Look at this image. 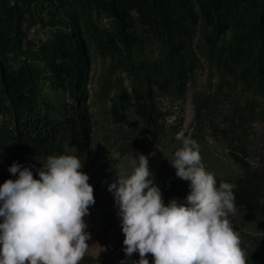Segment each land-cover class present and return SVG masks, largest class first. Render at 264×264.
<instances>
[{"label":"trees","instance_id":"1","mask_svg":"<svg viewBox=\"0 0 264 264\" xmlns=\"http://www.w3.org/2000/svg\"><path fill=\"white\" fill-rule=\"evenodd\" d=\"M153 46L160 56L150 59ZM201 56L264 94V0H0V149L31 168L63 143L83 153L96 59L109 61L108 75L119 70L130 80V93L119 79L111 98L112 113L122 115L130 106L143 113L153 89L184 93ZM42 83L62 94L60 104L44 99ZM235 160L244 175L216 177L217 186L231 183L236 207L264 218V169ZM154 178L165 204L190 191L176 173Z\"/></svg>","mask_w":264,"mask_h":264},{"label":"clouds","instance_id":"2","mask_svg":"<svg viewBox=\"0 0 264 264\" xmlns=\"http://www.w3.org/2000/svg\"><path fill=\"white\" fill-rule=\"evenodd\" d=\"M169 160L189 182L183 200L165 204L149 167L135 154L128 174L109 184L124 233L120 264H247V250L229 220L237 211L233 185L206 169L198 142L183 129ZM114 153V158H119ZM85 164L73 154L50 155L35 171L14 162L15 179L0 184V264H79L91 233L85 217L95 204ZM138 253L139 259H132Z\"/></svg>","mask_w":264,"mask_h":264},{"label":"rangeland","instance_id":"3","mask_svg":"<svg viewBox=\"0 0 264 264\" xmlns=\"http://www.w3.org/2000/svg\"><path fill=\"white\" fill-rule=\"evenodd\" d=\"M106 22L102 20V24ZM200 43L198 35L195 46ZM159 56L158 46L147 52L150 59ZM200 61L184 93L175 89H153L143 113L130 106L122 115L112 113L111 98L116 96L119 79L130 93V80L119 70L108 75V60L96 59L93 63L87 103L93 116L91 141L83 153L63 143L58 152L51 154L78 156L85 164L83 171L90 175L89 183L94 186L95 204L85 217L91 240L79 264H120L125 259L119 208L108 186L117 178L116 173L132 171L135 154L140 153L149 156L154 177H172L176 169L169 160L182 146L176 139L181 129L198 142L204 165L215 177L223 180L242 177L243 169L235 157L246 160L253 169H264V94L245 89L233 77L224 75L206 56H201ZM41 90L45 100L55 104L62 102V94L47 83L41 84ZM64 100H68L67 96ZM114 153H119V158H114ZM14 162L20 163V160L8 146L0 149V184L16 178L9 172ZM39 167L42 162L32 168L36 178L35 170ZM229 220L247 250V263L264 264V218L237 208L234 215H229ZM147 256L151 264L152 254ZM132 259L138 260L139 254L134 253Z\"/></svg>","mask_w":264,"mask_h":264}]
</instances>
